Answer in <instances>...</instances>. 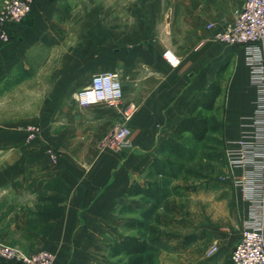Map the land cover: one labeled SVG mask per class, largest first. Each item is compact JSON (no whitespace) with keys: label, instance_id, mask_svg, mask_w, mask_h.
Masks as SVG:
<instances>
[{"label":"crops","instance_id":"0c3cea01","mask_svg":"<svg viewBox=\"0 0 264 264\" xmlns=\"http://www.w3.org/2000/svg\"><path fill=\"white\" fill-rule=\"evenodd\" d=\"M244 2L35 0L30 15L8 27L11 39L0 41V242L21 254L53 253L54 264H111L107 246L123 235L139 236L124 229L135 216L121 213L123 206L139 208V196L127 197L125 190L144 185L159 146L213 82L221 93L211 112H219L224 150L231 148L255 112L256 93L243 47L211 37L234 22ZM45 50L57 52L53 82L35 90V110L21 105L20 113L5 114L21 92L12 85L25 62ZM165 50L179 60L176 66L163 58ZM104 72L120 80V109L79 107L77 91ZM128 108V145L116 148L110 132ZM48 149L56 153L54 164ZM240 172L229 174L230 180ZM153 241L158 264H178L176 252H167L159 238ZM203 241L186 245L192 260L232 264L234 247L221 242L207 256L212 243Z\"/></svg>","mask_w":264,"mask_h":264},{"label":"rangeland","instance_id":"374dc122","mask_svg":"<svg viewBox=\"0 0 264 264\" xmlns=\"http://www.w3.org/2000/svg\"><path fill=\"white\" fill-rule=\"evenodd\" d=\"M56 61L57 52L48 50L35 52L27 59L25 72H20L12 85L16 86L12 90L21 92L12 96L13 108L5 114L20 113L21 105L28 106L29 112L35 110L40 94L35 90H45L53 82L50 72ZM208 116L210 130L205 140L197 142L186 135L182 141H164L159 146L158 159L146 173L142 186L145 194L139 196V208L133 215L144 221L143 228L133 234L151 245L159 238L167 252H176L178 264H198L191 259V251L185 249L191 239L204 240L201 243H212L216 248L223 242L231 251L239 241L245 220L246 208L230 180L224 158L219 112ZM156 249L129 259V264H158Z\"/></svg>","mask_w":264,"mask_h":264},{"label":"built area","instance_id":"2783aa9c","mask_svg":"<svg viewBox=\"0 0 264 264\" xmlns=\"http://www.w3.org/2000/svg\"><path fill=\"white\" fill-rule=\"evenodd\" d=\"M35 0H4L0 6V41L11 39L8 27L21 23L27 18ZM233 23L225 25L214 33L212 41L226 45H239L244 49L245 64L255 88V112L247 123L241 125V135L237 141L228 143L231 148L224 150V158L232 174L241 170L231 182L243 202L247 204L245 221L240 229V238L230 255L232 264H264V0H245ZM213 24H208L211 29ZM163 58L176 66L179 60L165 50ZM89 86L77 91L74 96L79 107L106 105L120 109L123 91L120 80L114 73L104 72L91 76ZM131 108L121 110L120 123L110 132L114 147L128 145V122ZM37 132L30 129L29 137ZM50 163L57 161L55 151L48 149ZM206 255L216 251L211 244ZM0 259L17 264H54V254L37 251L32 254L20 253L16 248L0 242Z\"/></svg>","mask_w":264,"mask_h":264},{"label":"trees","instance_id":"16d2710c","mask_svg":"<svg viewBox=\"0 0 264 264\" xmlns=\"http://www.w3.org/2000/svg\"><path fill=\"white\" fill-rule=\"evenodd\" d=\"M221 93V88L217 82H213L206 87L199 97L194 99L187 110V115L181 119L175 129L170 133L166 141L179 142L186 135L197 142L205 140L210 130V118L207 113L215 109V101ZM155 164V163H154ZM126 196L137 198L145 194L144 189L138 183L131 184L125 190ZM134 215L136 212L129 206H123L121 213ZM144 226V221L140 218H132L126 221L124 229L126 231H138ZM195 241L188 240L187 244ZM151 243L142 237L123 235L119 241H114L106 248L108 258L114 259V264H129V259H134L150 251ZM126 259V260H125ZM126 261V262H125ZM132 261V260H131Z\"/></svg>","mask_w":264,"mask_h":264}]
</instances>
